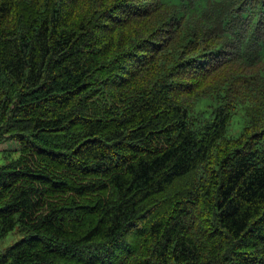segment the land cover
<instances>
[{
    "label": "trees",
    "instance_id": "trees-1",
    "mask_svg": "<svg viewBox=\"0 0 264 264\" xmlns=\"http://www.w3.org/2000/svg\"><path fill=\"white\" fill-rule=\"evenodd\" d=\"M6 141L0 264H264V0H0Z\"/></svg>",
    "mask_w": 264,
    "mask_h": 264
},
{
    "label": "rangeland",
    "instance_id": "rangeland-1",
    "mask_svg": "<svg viewBox=\"0 0 264 264\" xmlns=\"http://www.w3.org/2000/svg\"><path fill=\"white\" fill-rule=\"evenodd\" d=\"M165 2L170 3H179L180 0H163ZM236 127V125H235ZM1 149L6 150H16L19 148V145L16 144V142L6 141L4 144L1 145ZM20 239L19 235L16 233L10 234L7 238L0 241V253L4 251L9 245L13 244L14 242L18 241Z\"/></svg>",
    "mask_w": 264,
    "mask_h": 264
},
{
    "label": "bare ground",
    "instance_id": "bare-ground-1",
    "mask_svg": "<svg viewBox=\"0 0 264 264\" xmlns=\"http://www.w3.org/2000/svg\"><path fill=\"white\" fill-rule=\"evenodd\" d=\"M201 162V161H200ZM181 181V180H180ZM183 183H184V181H183ZM223 210H225V209H223ZM228 211V210H227ZM221 213V212H220ZM227 213V212H226ZM222 214V213H221ZM244 230V229H243Z\"/></svg>",
    "mask_w": 264,
    "mask_h": 264
}]
</instances>
